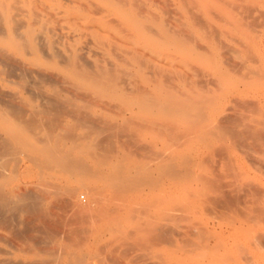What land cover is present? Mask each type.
Masks as SVG:
<instances>
[{
	"label": "bare ground",
	"instance_id": "6f19581e",
	"mask_svg": "<svg viewBox=\"0 0 264 264\" xmlns=\"http://www.w3.org/2000/svg\"><path fill=\"white\" fill-rule=\"evenodd\" d=\"M169 1L0 0V264H264L249 219L177 221L240 188L264 220V0Z\"/></svg>",
	"mask_w": 264,
	"mask_h": 264
},
{
	"label": "rangeland",
	"instance_id": "374dc122",
	"mask_svg": "<svg viewBox=\"0 0 264 264\" xmlns=\"http://www.w3.org/2000/svg\"><path fill=\"white\" fill-rule=\"evenodd\" d=\"M164 2L165 1H167V0H163ZM167 2H169L170 3V1L168 0ZM167 2H165V4H166V7H169V3H167ZM168 4V5H167ZM257 20L255 21V23L257 24ZM254 23V24H255ZM257 28V27H256ZM64 113V112H63ZM63 113H57V114H61L60 115V117L58 116V118H61V116H63L64 114ZM54 116H57V115H55L54 114ZM56 118V117H55ZM123 136V135H122ZM118 136V140L120 139V141H123V140H125V136ZM132 150H133V152H134V154L135 155H138V154H140V153H138L137 152V150L136 149H134V148H132ZM136 150V151H135ZM249 155H252V157L251 156H249V159H247V160H245V162H246V164L247 165H249V182H254V184H250V183H247V184H249V185H256L257 183L259 184V182H258V180H254V179H250L251 178V176L253 175V174H257V175H259V174H261L260 173V171L262 172L263 170H264V168H262L263 170H260V168L261 167H264V166H262V164H264V158H262L261 160H262V164H259V165H255L254 164V162L253 163H251L250 161L253 159V161H255V162H257V164H258V162L259 163H261L260 161H257V160H259V159H254V158H256L258 155L257 154H255V156L256 157H254V154L253 153H251V151H250V154ZM251 158V159H250ZM257 158H259V157H257ZM251 163V164H249V163ZM254 166H261V167H259L258 169H259V173L258 172H256V170L257 169H255V168H257V167H254ZM253 170V171H252ZM258 171V170H257ZM224 172H227V171H222L221 173H224ZM264 172V171H263ZM251 173H253V174H251ZM225 174V173H224ZM262 175V179H261V182H264V175H263V173L261 174ZM246 188H244V189H234V191H236V192H234L233 190V194L235 195L236 194V196H234V198L232 197L233 196V194L231 193V191H227V193H226V190H224L221 194L223 195V196H221V194L218 192V191H215L214 189H212L210 192L211 193H209L208 192V196L207 197H209V199H210V204H208L207 206L211 209V211H212V213H210V214H214V213H216V215H207V213L208 212H210V210H209V208L208 209H206L207 208V206H205V209H204V207H202L203 209H201L200 211H197V213H201L203 216L202 217H200L199 215H201V214H196V213H194V215H192V216H189L188 218L187 217H185V218H183L182 220H181V218H180V220H177V221H179V223L181 224V226L183 227V228H185L186 230H187V228H188V230L190 229H192L190 232L192 233V235L194 234V238L195 239H202V238H196V237H199V236H197V233L198 234H200V232H198V230H196V231H194L195 229L194 228H196L193 224H195V225H197V224H199L200 226V228L203 226V227H206L207 228V230L209 231H213V229H216L217 230V232L219 231V236H218V238L217 237H212V235L210 236V237H208L207 238V236H203L204 235V233L205 234H211L210 233V231L209 232H207L206 231V228H203L202 227V229H199V227H197V229H199V231L201 230H203V231H205V232H202L201 234H202V236L201 237H206L205 239H227V240H230V239H249V237L245 234V235H239V236H233L232 237V235H230L229 233L231 232V230L234 228V226H238L241 222H243V223H245L246 221L245 220H247V219H249L250 221L248 222V223H245V224H249V226H250V230H254V233L252 232V234H254V235H252V238L250 237V239H253V237H254V239H259L260 238V243L264 246V220L263 219H260L259 220V222H258V224H256L257 222H256V218L254 217V215L252 216L251 215V211H249L248 210V208L250 207L251 208V204H247L248 202H247V200L246 201H243L244 199V197L243 196H241V195H243V191L245 190ZM217 190V189H216ZM238 190V191H237ZM242 190V191H241ZM239 191H241V192H239ZM247 192V190H245L244 191V195H246L245 193ZM213 193L214 194H216V195H214L215 197L217 196V197H220V198H216L215 199V197L213 196H209V194L210 195H213ZM225 193L226 194H228V195H225ZM229 193L230 194H232V196H229ZM239 193H241V195L239 194ZM261 193V192H260ZM220 196H219V195ZM227 196V197H225V196ZM75 197H76V199H77V201H78V204L82 207V205L85 203V205H86V207H87V205L89 204L90 205V202H89V196H88V193L85 191V190H83V189H77L76 190V192H75ZM238 197H240V200H242V202L239 200V198ZM222 198V199H221ZM230 198L231 199H233V200H230ZM225 199V200H224ZM228 201H227V200ZM224 200V201H223ZM230 200V201H229ZM236 200L238 201V202H240V204H242V205H240V206H243V207H240V208H244L243 209V212H239V213H237L236 211H242L239 207H238V202H236ZM86 201H88V202H86ZM225 201H227V202H225ZM233 201V203H231L232 205H233V207L234 208H232V205H231V211L233 210V213L230 211V210H228L229 208L228 207H230V205H228L227 206V203L229 204L230 202H232ZM82 203V204H81ZM214 203V204H213ZM244 203H245V205L246 206H248L249 205V207L247 208V210L250 212V216L253 218V219H251V217L249 216V212L248 211H245L246 210V207H244ZM250 203V202H249ZM211 204H212V206L214 207V208H216V210H214V208L212 207L211 208ZM237 204V205H236ZM215 205V206H214ZM235 205V206H234ZM83 207H85V206H83ZM227 208V209H226ZM249 208V209H250ZM222 209V210H221ZM236 209V210H235ZM239 209V210H238ZM208 212H207V211ZM214 211V212H213ZM224 211V212H223ZM227 211V212H226ZM204 212H207L206 214L204 213ZM235 212V213H234ZM227 213H228V215H227ZM231 216H230V215ZM235 215V216H234ZM237 215H240V216H237ZM208 216V217H207ZM216 216V217H215ZM237 216V217H236ZM247 217V218H243V217ZM192 217H194V218H192ZM196 217V218H195ZM212 217H214V218H212ZM218 217V218H217ZM256 220H255V219ZM185 219H187V220H185ZM191 219H195L196 220V222H197V224H196V222L194 221H192ZM245 219V220H244ZM190 220V221H189ZM224 220V221H223ZM251 220H254L256 223H254L253 221H251ZM75 221V223L74 222H72L71 223V225H67L66 227H67V229L68 228H70V227H72V229L75 231V230H77V231H75V232H79L80 231V234H82V227H81V222H80V220L78 221V219L77 220H74ZM169 222V224H168V222H165L164 224L166 225H164V224H162L161 226H160V228L157 230V232H156V235H159V237L158 236H155V239H194L193 237H192V235L190 234V232L189 231H186V230H183V228L180 226V224L178 223V222ZM200 221V222H199ZM258 221V220H257ZM80 222V223H79ZM173 223V224H172ZM192 223V224H191ZM200 223H202L203 225L201 226V224ZM76 224V225H75ZM183 224V225H182ZM234 224V225H233ZM188 225H189V227H188ZM77 226V227H76ZM165 226V227H164ZM198 226V225H197ZM256 226V227H255ZM17 227V226H16ZM15 227V228H16ZM66 227H65V225H63V228H62V230H63V232L64 231H66V232H64V233H67V231L68 230H66ZM173 227H176L177 229H175V228H173ZM222 227V228H221ZM233 227V228H232ZM14 227H12V230H11V232H10V230L9 229H5V233H6V235L7 236H9L8 237V239L9 238H14V239H25L24 238V234L25 233H27L26 234V239H37L38 237H40V236H38V234H40L38 231H34L33 232V230H34V228H27V229H29V230H32V231H30L31 232V234H30V232H28L29 230H25V227L24 226H22L21 225V228L20 229H15ZM18 228V227H17ZM65 228V229H64ZM77 228V229H76ZM13 229H15L16 231H19V233L23 230V232H21V233H24L22 236L19 234L18 235V232L16 233V231H15V233H14V231H13ZM212 229V230H211ZM220 229H222V231L220 230ZM259 231H258V230ZM167 230V231H166ZM180 230H181V234H179L180 233ZM184 231V232H183ZM159 232V233H158ZM193 232H197V233H193ZM221 232V233H220ZM222 232H223V234H222ZM259 232H262L261 233V236L259 235L260 233ZM17 236V237H13V235L14 234ZM28 233L30 234V235H28ZM172 233V234H171ZM259 233V234H258ZM33 234H35L34 236H33ZM36 234H37V236H36ZM168 234V235H167ZM223 236H222V235ZM227 234V235H226ZM256 234H258L259 235V237H258V235H256ZM66 234H64V236H65ZM164 235V236H163ZM20 236V237H19ZM28 236V237H27ZM162 236V237H161ZM187 236H191V237H189V238H187ZM37 237V238H36ZM39 239V238H38ZM211 243V242H210Z\"/></svg>",
	"mask_w": 264,
	"mask_h": 264
}]
</instances>
